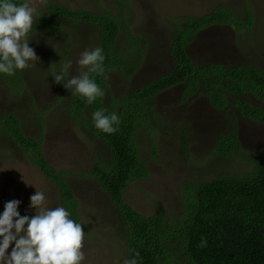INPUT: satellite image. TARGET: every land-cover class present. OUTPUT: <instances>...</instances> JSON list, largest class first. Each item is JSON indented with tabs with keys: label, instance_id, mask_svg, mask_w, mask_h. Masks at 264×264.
Segmentation results:
<instances>
[{
	"label": "rangeland",
	"instance_id": "1",
	"mask_svg": "<svg viewBox=\"0 0 264 264\" xmlns=\"http://www.w3.org/2000/svg\"><path fill=\"white\" fill-rule=\"evenodd\" d=\"M48 3L74 10L99 11L109 7L125 16L126 24L135 36L148 40L145 46L142 44L141 51L137 49L141 64L134 74L127 77L115 71L110 75L109 87L114 95L125 96L172 70L170 39L177 18L204 16L218 4L233 7L244 19L247 8L253 6L252 29L236 32L227 26L207 28L198 34L190 47L191 57L199 64H264V0H125L124 7H119L117 0H37L35 13ZM97 35L93 26L68 21L64 23L62 33L40 31L29 34V47L35 50L39 60L35 67L23 70L28 84L24 92L12 94L0 75V116L15 112L25 134L43 138V152L53 168L69 172L68 181L79 202L78 223L85 232V259L81 264H124L127 259L124 220L99 182L85 175L97 161L110 158L109 147L75 126L66 111V96L62 98L64 88L53 76L69 62L72 66L66 73L70 78L86 70L80 69L76 62L81 53L92 50L97 44ZM119 44L124 51L134 50L128 37L122 38ZM183 90L182 86H177L160 94L157 100V111L163 118L158 127L157 143L149 137L139 138L141 157L149 176L132 182L124 192V199L146 217L154 213L158 202L168 213L175 208L184 180H212L223 168L240 176L253 168L248 156L243 162L232 163L216 151L214 153L216 139L232 128V122L227 113L214 110L203 94L196 93L182 102ZM236 118L243 147L247 151H264V125L239 114ZM185 143L189 145V154L183 150ZM37 190L44 193L46 207L66 209L55 184L10 138L1 134L0 215L5 204L12 200L21 202L18 207L21 216L36 215V210L30 207V197ZM14 247L13 243L8 249L9 255Z\"/></svg>",
	"mask_w": 264,
	"mask_h": 264
},
{
	"label": "trees",
	"instance_id": "2",
	"mask_svg": "<svg viewBox=\"0 0 264 264\" xmlns=\"http://www.w3.org/2000/svg\"><path fill=\"white\" fill-rule=\"evenodd\" d=\"M11 2L19 5L25 0ZM117 3L124 7L125 0ZM253 14V6L247 8L244 19L233 7L218 4L204 16L177 18L170 39L173 69L125 96H118L109 87L110 75L115 71L127 77L134 74L141 64L137 49L141 51L142 44L149 43L144 37L135 36L125 16L109 7L99 11L74 10L54 3L35 13L29 34L62 33L66 21L97 29L98 41L93 49H103L105 73L89 75L105 95L87 104L85 98L72 95L64 87L70 79L67 73L59 85L64 88L62 98L66 96V111L75 126L109 147L110 158L97 161L85 175L99 182L117 208L126 225L123 236L127 259L135 258L137 264H264V151H247L236 125L238 114L264 125V64H199L189 52L198 34L207 28L227 26L236 32H249L254 25ZM124 37L129 38L134 50L121 48L119 43ZM0 75L12 94L28 88L23 70H16L12 76ZM177 86L184 88L182 102L196 93L203 94L214 110L227 113L232 122V128L216 139L214 153L232 163L243 162L248 156L253 168L240 176L223 168L212 180H184L175 208L168 213L158 202L154 213L146 217L125 201L124 192L132 182L149 176L141 157L140 139L149 137L157 143L158 127L163 119L157 111V100L160 94ZM100 109H105L106 115L115 112L120 117L115 134H105L95 127L92 115ZM1 134L10 138L55 184L61 202L78 223L79 202L69 184V172L57 171L48 162L43 152V138L25 134L20 118L13 111L0 116ZM188 146L187 143L183 146L187 154ZM201 237L207 240L205 248L199 247ZM136 252L139 257L135 256Z\"/></svg>",
	"mask_w": 264,
	"mask_h": 264
},
{
	"label": "clouds",
	"instance_id": "3",
	"mask_svg": "<svg viewBox=\"0 0 264 264\" xmlns=\"http://www.w3.org/2000/svg\"><path fill=\"white\" fill-rule=\"evenodd\" d=\"M36 2L25 0L18 5L11 0H0V73L12 76L16 70L36 66L39 58L29 47ZM104 60L102 48L85 50L76 63L86 70L67 79L64 87L72 95L85 98L87 104H93L105 92L89 74L103 76ZM71 66L69 62L61 73L53 74L57 84L65 81L64 74ZM92 119L95 127L105 134H115L120 124V117L115 112L106 115L105 109L94 111ZM30 200V207L36 210L32 217L20 215L19 200L5 204L0 215V264H81L85 259L82 225L71 219L64 207H46V198L41 191L37 190ZM13 243L15 247L9 255L8 249ZM199 247H207L205 237H201ZM135 256L139 257V252ZM124 264H137V260L125 259Z\"/></svg>",
	"mask_w": 264,
	"mask_h": 264
}]
</instances>
